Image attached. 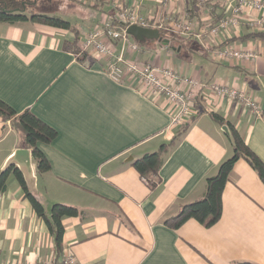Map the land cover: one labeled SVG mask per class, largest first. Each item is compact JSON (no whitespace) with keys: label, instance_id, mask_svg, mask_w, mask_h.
I'll list each match as a JSON object with an SVG mask.
<instances>
[{"label":"crops","instance_id":"crops-1","mask_svg":"<svg viewBox=\"0 0 264 264\" xmlns=\"http://www.w3.org/2000/svg\"><path fill=\"white\" fill-rule=\"evenodd\" d=\"M53 1L37 0L34 5ZM75 1L100 14L95 22H69L81 38L112 17L118 6L138 7L149 19L148 28L173 33L171 39L192 36L211 64L181 58L182 41L173 44L162 36L161 41H136L129 35L140 52L125 49L124 54L203 83L243 89L261 106V114L204 89L194 100L198 113L172 124L176 107L163 96L136 81H112L104 58L87 52L79 61L65 51L63 42L72 40V31L31 22L0 23V101L17 113L29 109L56 131L49 144L36 143L50 169L37 171L31 152V175L20 171L46 215L54 203L79 211L77 217L62 219L58 252L45 223L10 175L0 194V264H33L66 255L78 264H264V184L243 159L229 174L222 213L214 225L206 227L194 219L175 229L165 225L183 205L203 195L206 178L232 156V142L222 131L226 123L264 163V41L242 38L250 32L245 27L219 38L208 35L205 23L223 14L228 0L201 5L195 0ZM181 17L194 21L193 33L170 30L171 18ZM224 45L253 48L257 58L219 61L213 51ZM121 49L116 42L115 50ZM171 140L174 144L163 153L157 176L141 177L132 162ZM23 147L10 120L0 116V172ZM150 181L156 183L153 188Z\"/></svg>","mask_w":264,"mask_h":264},{"label":"built area","instance_id":"built-area-1","mask_svg":"<svg viewBox=\"0 0 264 264\" xmlns=\"http://www.w3.org/2000/svg\"><path fill=\"white\" fill-rule=\"evenodd\" d=\"M95 3L96 0H87ZM167 0H164V2ZM209 0H195L197 5ZM223 14L216 20L208 18L206 32L211 37L219 38L221 34L245 27L250 32L264 31V0H228L223 6ZM149 19L142 15L138 7H116L112 17L102 20L98 28L82 35L80 49L106 61L105 71L114 82L136 81L143 89L159 94L176 107L172 124L178 125L185 119L198 113L194 104L197 95L204 89L210 95L240 102L254 115L261 114V106L243 89L220 83H203L200 80L174 71L169 67H160L150 63H138L130 60L125 49L140 52L139 45L129 39L126 28L130 25L148 27ZM124 24V26L121 25ZM196 24L186 18H171L170 30L182 34H190ZM203 33V31H201ZM121 42L120 52L115 50V43ZM219 61L252 62L258 53L253 48L231 47L224 45L215 47L213 51ZM33 264H78L66 255L62 259L38 260Z\"/></svg>","mask_w":264,"mask_h":264},{"label":"trees","instance_id":"trees-1","mask_svg":"<svg viewBox=\"0 0 264 264\" xmlns=\"http://www.w3.org/2000/svg\"><path fill=\"white\" fill-rule=\"evenodd\" d=\"M37 0H0V23H19L31 22L40 25L70 30L73 33L72 40L63 42L62 48L76 55L79 61H84L88 57L86 51L80 49L81 36L76 27L69 21L59 16H47L36 14L33 6ZM160 35L171 39L173 33H168L164 29H159ZM253 38L264 41V31L249 32L242 38ZM156 41V40H150ZM139 44H144L140 42ZM0 116L11 122L12 128L18 133L20 144L29 147L32 156L36 160V168L39 172L48 171L50 164L41 151L36 147V143L49 144L55 137L56 131L42 122L29 109L17 113L5 103L0 101ZM212 117L220 124L224 121L218 115L212 114ZM232 135V156L224 160L219 166L216 173L205 180V191L203 195L194 202L185 204L181 207L178 214L165 220V225L170 228H178L190 219H194L200 224L210 227L220 218L222 213V193L229 179V174L234 164L239 160H245L249 166L257 173L259 179L264 184V163L259 157L247 146L243 138L237 133L231 124L226 123ZM174 144L171 140L168 144H163L156 152L148 153L132 162L133 167L141 177L147 178L157 176L158 170L163 163V153ZM23 147V148H24ZM10 175H13L18 182L23 196L30 203L33 212L45 223L49 233L54 238L56 250L59 252L62 248L63 224L62 219L65 217H77L79 211L66 204L54 203L50 208L49 215H46L44 207L39 200L29 190L25 177L20 169L14 165H9L5 170L0 172V194L6 190V182ZM155 182L150 181L149 186L153 188ZM235 264H252L249 262H238Z\"/></svg>","mask_w":264,"mask_h":264},{"label":"rangeland","instance_id":"rangeland-1","mask_svg":"<svg viewBox=\"0 0 264 264\" xmlns=\"http://www.w3.org/2000/svg\"><path fill=\"white\" fill-rule=\"evenodd\" d=\"M33 9L36 14L59 16L77 25L85 24L87 21L95 22L100 15L96 8L75 0H54L52 3L49 2L48 5L46 3H37L33 6ZM181 38L177 36V38L170 41L173 44L178 39L182 41V50L179 53L181 58L194 63L211 64V61L202 55L201 47L192 36Z\"/></svg>","mask_w":264,"mask_h":264},{"label":"water","instance_id":"water-1","mask_svg":"<svg viewBox=\"0 0 264 264\" xmlns=\"http://www.w3.org/2000/svg\"><path fill=\"white\" fill-rule=\"evenodd\" d=\"M124 26L123 23H121ZM126 33L133 37L136 41L144 40H158L161 41L162 37L158 29H152L148 27H142L139 25H130L126 28ZM222 131L227 135L229 140H233L231 131L227 125L222 127ZM31 151L26 148H19L15 151L13 156L9 160L8 165H16L25 175H31Z\"/></svg>","mask_w":264,"mask_h":264}]
</instances>
